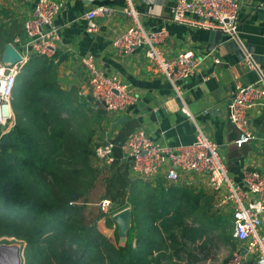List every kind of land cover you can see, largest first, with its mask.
Instances as JSON below:
<instances>
[{"label": "crops", "instance_id": "crops-1", "mask_svg": "<svg viewBox=\"0 0 264 264\" xmlns=\"http://www.w3.org/2000/svg\"><path fill=\"white\" fill-rule=\"evenodd\" d=\"M36 1L0 0V43L3 50L7 43H11L18 52L27 54L29 60L32 57L41 58L27 47L30 39L23 31V23L31 18ZM174 1L134 0V3L139 22L145 29L167 31L168 36L160 46L166 56L190 51L203 59L195 73L179 83L178 96L139 50L119 54L113 48V41L131 25L130 19L121 13L124 0H63L60 12L53 19L59 34L53 65L61 90L75 101H86L92 105L81 65L82 58L92 57L100 71L119 78L134 97L133 103L122 112L107 114L102 109L95 110L100 112L101 120L90 149L94 169L101 180L102 195L107 186L106 178L118 171L124 175L126 188L129 186V196L136 185L139 186L136 191L145 186L151 194L153 190L166 191L170 188L188 191L191 196L202 191L205 196H212L218 201L220 195L209 190L201 176L180 174L178 182L172 183L165 178L166 166L152 183L135 175L127 156L126 143L128 135L137 130L143 131L153 143L172 148L191 145L197 131H201L216 144L228 175L235 183L241 182L246 171L264 172V108L249 113V128L257 140L241 148L234 144L238 132L227 118L228 101L235 83L252 84L258 79L257 72L245 66L241 53L235 45L229 46V41L223 36L217 38L208 30L170 21V9ZM101 6L111 8V15L98 19L99 31L96 34L86 33L85 13ZM239 21L238 36L258 69L264 72V0H241ZM214 59L219 63H215ZM105 142L113 143L116 149V162L110 167L94 156L96 147ZM103 199L106 198L99 200ZM110 201L117 211L125 207ZM221 209L232 222L228 207ZM100 232L110 238L105 231L100 229ZM258 232L264 234V216ZM247 261L248 264H255L249 256Z\"/></svg>", "mask_w": 264, "mask_h": 264}, {"label": "trees", "instance_id": "trees-1", "mask_svg": "<svg viewBox=\"0 0 264 264\" xmlns=\"http://www.w3.org/2000/svg\"><path fill=\"white\" fill-rule=\"evenodd\" d=\"M11 107L14 125L0 139V242H19L22 264H181L187 246L202 239L203 229L183 219L196 214L200 193L192 200L185 190H153L146 203L142 189L147 187L136 191L135 185L129 196L117 171L106 178L100 195L90 149L100 112L60 89L53 63L35 57L26 63ZM93 197L130 206L134 219L123 246L117 245L112 219L92 206ZM180 200L186 210L178 206L171 214L168 207ZM102 219L114 225V242L99 231Z\"/></svg>", "mask_w": 264, "mask_h": 264}, {"label": "built area", "instance_id": "built-area-1", "mask_svg": "<svg viewBox=\"0 0 264 264\" xmlns=\"http://www.w3.org/2000/svg\"><path fill=\"white\" fill-rule=\"evenodd\" d=\"M62 6L63 0H37L31 18L23 23V31L30 39L27 47L34 55L51 63L56 59L59 39L53 19ZM240 9L241 0H175L170 9V21L220 33L226 41L234 43L245 66L257 72L258 79L252 84L236 82L228 101L227 118L238 132L234 142L238 148L257 140L249 128V113L264 108V72L258 69L238 36ZM112 11L109 7L101 6L85 13V32L96 34L99 31L98 19L108 17ZM121 13L130 19L131 25L113 41L115 51L129 54L139 50L178 96L179 83L193 75L203 59L190 51L166 56L160 46L168 36L167 31L145 29L139 22L134 0H124ZM20 55L21 60L12 65H4L0 61V139L14 125L12 93L18 75L29 60L27 54ZM214 62L219 63L217 59ZM81 65L85 71L89 97L96 110L114 114L124 111L133 103L134 97L129 87L119 78L100 71L92 57L82 58ZM114 147L111 142L99 145L94 151L95 158L110 167L114 163ZM126 149L133 173L145 182H154L165 166V178L172 183L178 182L180 174L201 176L206 187L220 195L218 207H228L232 215V239L237 242V247L227 264H248V256L252 263L264 264V234L258 232L264 216V172L246 171L240 183L233 182L216 144L201 131H197L191 145L172 148L153 143L143 131L137 130L128 135ZM97 206L105 215L112 209L107 199L101 200Z\"/></svg>", "mask_w": 264, "mask_h": 264}, {"label": "rangeland", "instance_id": "rangeland-1", "mask_svg": "<svg viewBox=\"0 0 264 264\" xmlns=\"http://www.w3.org/2000/svg\"><path fill=\"white\" fill-rule=\"evenodd\" d=\"M94 108V107H93ZM96 109L94 108L93 111ZM102 176V175H101ZM98 189L100 190V194H102V186L99 185ZM203 190V188H202ZM96 191H98L96 189ZM144 192V201H146L147 195H149V189L148 188H143ZM200 192H197L198 194ZM201 196H197V204L198 207L195 208V215H191L190 217L185 215L184 216V221H187V223L193 227V228H202L203 229V237L202 239L196 241L195 243H192L191 245L187 246V252L183 253L180 255L181 257V264H227L230 259L233 256V253L237 247V242H235L232 239V222L231 218L229 217L228 214H224L223 210L218 207V201H215V198L212 196H205V194L201 193ZM189 198V201L191 200L190 197H185V200ZM96 197L92 200H95ZM109 200V199H108ZM193 200V198H192ZM100 200H95L92 204V206L96 207L98 209L99 207L97 206ZM110 201V200H109ZM181 203L179 204L178 202L173 204V206L168 207L169 210L171 211L170 213H174L175 209L180 206V210H186L184 208V200H180ZM111 202V201H110ZM112 205V204H111ZM128 203L125 204V207L120 209L119 211L129 209ZM91 208V207H89ZM100 210V209H98ZM115 209L112 207V209L109 211L107 214V217H112L119 213V211H114ZM131 211V219H130V225L132 222V219L134 217L132 216V210ZM161 210V209H160ZM203 215V216H202ZM201 217V218H199ZM201 219V220H200ZM195 220V221H194ZM200 220L201 223L198 221ZM137 222H139V225L142 226L143 223L142 221H139L137 219ZM99 223V224H98ZM97 226L102 231L106 232V235H110V239L114 242L113 238V230L114 227L113 225L108 226L107 221L105 219H102L98 221ZM155 225H158L156 222ZM130 228V226H129ZM3 240V239H2ZM8 241L7 244L1 243L0 246L6 245L10 246L9 248H5L6 250H13L12 246H17L20 249V244L19 242H13L11 243V239H5ZM126 241V236L122 235L119 237V241L117 243L118 246H123ZM171 243L167 242V246L170 247ZM21 251V250H20ZM172 252L168 253L167 255H171ZM20 257H21V264H22V253L20 252ZM174 260H179L176 257H173ZM2 260V259H0Z\"/></svg>", "mask_w": 264, "mask_h": 264}, {"label": "water", "instance_id": "water-1", "mask_svg": "<svg viewBox=\"0 0 264 264\" xmlns=\"http://www.w3.org/2000/svg\"><path fill=\"white\" fill-rule=\"evenodd\" d=\"M213 35L216 36L217 38L222 36L220 33L212 32V36ZM228 45L233 47L234 43L229 42ZM0 59L4 65H12L21 60V55L11 43H7L4 47ZM130 219H131V211L129 209L122 210L112 217V221L117 226L119 237H121L122 235L124 236L126 235V232L130 226ZM9 247L10 246H6V245L0 246V248H6V249ZM12 247L14 250L15 264H21V257H20L21 255H20L19 247L17 246H12ZM2 257L3 255L0 253V259H2L1 261H3Z\"/></svg>", "mask_w": 264, "mask_h": 264}, {"label": "bare ground", "instance_id": "bare-ground-1", "mask_svg": "<svg viewBox=\"0 0 264 264\" xmlns=\"http://www.w3.org/2000/svg\"><path fill=\"white\" fill-rule=\"evenodd\" d=\"M0 253L3 255V261L0 260V264H15L14 250L0 248Z\"/></svg>", "mask_w": 264, "mask_h": 264}]
</instances>
